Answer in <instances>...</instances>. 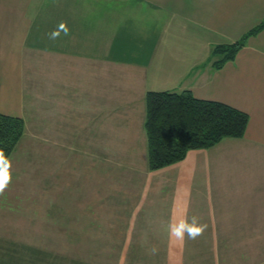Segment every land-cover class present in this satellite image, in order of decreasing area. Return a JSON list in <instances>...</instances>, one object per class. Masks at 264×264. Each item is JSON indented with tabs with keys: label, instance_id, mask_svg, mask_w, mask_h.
I'll list each match as a JSON object with an SVG mask.
<instances>
[{
	"label": "crops",
	"instance_id": "1",
	"mask_svg": "<svg viewBox=\"0 0 264 264\" xmlns=\"http://www.w3.org/2000/svg\"><path fill=\"white\" fill-rule=\"evenodd\" d=\"M263 19L264 0H0V112L25 121L10 156L12 179L5 188L23 174V156L29 150L32 160L43 163L45 158L46 163L48 147L55 146L74 165L82 154L77 135L69 129H93V137L99 129L97 154L106 166L117 147L119 164L129 167L128 174L135 167L141 174L137 179L150 177L151 195L159 199L152 204L157 213L153 228L166 231L160 245L166 247L167 260L174 263L177 247H185L187 253L177 262L219 264L216 231H264V29L219 69L212 64V51ZM32 51L40 54L38 81L29 72ZM153 77L161 80L156 83ZM117 83L128 88L112 94ZM142 84L148 86L136 104L124 107L140 112L139 127L127 122L112 133L111 115L117 110L112 99L126 97L129 87L138 90ZM153 85L188 89L198 98L246 111L250 118L245 135L192 149L175 164L149 169L140 97ZM31 129L56 131L50 138L47 130L40 133L37 148ZM74 155L79 159L69 160ZM193 216L203 226L200 235L169 237L170 223ZM239 235L233 234L227 245L241 244L244 235ZM246 235V245L261 243L256 238L262 232ZM251 264H264V258Z\"/></svg>",
	"mask_w": 264,
	"mask_h": 264
},
{
	"label": "rangeland",
	"instance_id": "2",
	"mask_svg": "<svg viewBox=\"0 0 264 264\" xmlns=\"http://www.w3.org/2000/svg\"><path fill=\"white\" fill-rule=\"evenodd\" d=\"M30 59L33 69L29 72L38 81L40 54L32 51ZM143 73L146 75V69ZM153 80L159 83L161 79L153 77ZM147 84L139 85L138 90L129 87L128 91L132 89L133 93L130 97L127 91L126 97L112 99V108L117 109L111 115L112 133L124 129L116 126L127 122L134 123V129L139 127L140 112L124 107L129 102L136 104L135 99ZM126 87L117 83L111 93ZM152 88L160 90L163 86L153 85L149 90ZM146 96L147 93L144 98L139 96L144 112L141 122L146 117ZM117 105L122 107L116 108ZM31 130L36 133L33 143L39 141L40 133L47 130L46 137L50 138L56 131ZM95 133L93 137V129H69V134L77 135L82 154L80 162H72L74 165L68 163V153H60L55 146L48 147L45 164L32 160L30 150L23 156V174L0 194V264H184L177 260L187 253L185 247H177L172 263L165 256L166 247L160 245L166 231L153 228L157 225V213L152 204L153 200L159 203V199L151 195L150 177L137 179L141 174L135 167L128 174L129 167L119 164L121 150L117 147V151H111V163L106 166L96 148L100 144L96 136L101 132L95 129ZM108 135L104 133L105 141ZM100 139L103 141L102 135ZM34 146L38 148V143ZM78 159L74 155L69 160ZM252 232L256 235L262 232L256 238L261 240L260 244L246 245L250 241L246 234ZM238 233L244 235H239L241 244L227 245L233 242L229 241L231 236ZM216 238L215 248L221 255L219 264H251L264 258V231L218 230Z\"/></svg>",
	"mask_w": 264,
	"mask_h": 264
},
{
	"label": "trees",
	"instance_id": "3",
	"mask_svg": "<svg viewBox=\"0 0 264 264\" xmlns=\"http://www.w3.org/2000/svg\"><path fill=\"white\" fill-rule=\"evenodd\" d=\"M264 29V19L235 41L217 44L212 51L216 69L235 59L250 36ZM249 114L228 103L196 97L191 90H149L145 130L148 167L158 170L175 164L192 149L210 148L226 137L242 138ZM25 130L22 117L0 112V148L9 157Z\"/></svg>",
	"mask_w": 264,
	"mask_h": 264
},
{
	"label": "clouds",
	"instance_id": "4",
	"mask_svg": "<svg viewBox=\"0 0 264 264\" xmlns=\"http://www.w3.org/2000/svg\"><path fill=\"white\" fill-rule=\"evenodd\" d=\"M56 34L53 33V36ZM12 179L11 172V159L5 154V150L0 148V191H2L9 181ZM203 226L198 223L195 216L191 218V221L182 219L176 223H170L168 227L169 237H175L176 239L183 240L185 234L190 239H195L200 235ZM155 251V249H153Z\"/></svg>",
	"mask_w": 264,
	"mask_h": 264
}]
</instances>
